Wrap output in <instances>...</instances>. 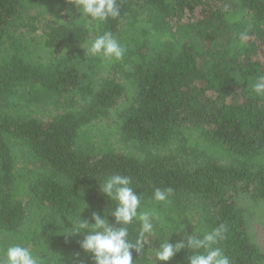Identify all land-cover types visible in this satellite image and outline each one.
<instances>
[{
    "label": "trees",
    "instance_id": "16d2710c",
    "mask_svg": "<svg viewBox=\"0 0 264 264\" xmlns=\"http://www.w3.org/2000/svg\"><path fill=\"white\" fill-rule=\"evenodd\" d=\"M117 3L119 17L93 21L70 0H0V255L21 244L41 264H94L68 217L86 204L82 218L109 216L98 181L120 174L163 218L138 264L160 239L221 226L231 264H264L251 220L264 208V95L252 91L264 0ZM105 32L121 59L87 53ZM157 188L172 189L167 203ZM128 227L134 240L139 222ZM187 251L158 264H188Z\"/></svg>",
    "mask_w": 264,
    "mask_h": 264
},
{
    "label": "clouds",
    "instance_id": "9594fccd",
    "mask_svg": "<svg viewBox=\"0 0 264 264\" xmlns=\"http://www.w3.org/2000/svg\"><path fill=\"white\" fill-rule=\"evenodd\" d=\"M85 17L93 21H104L120 16V7L117 0H70ZM240 42L244 43L248 37L240 35ZM93 56L102 54L108 58L121 59L124 48L118 43L111 32L97 36L87 49ZM252 91L257 95H264V75L258 76L252 84ZM129 177L114 174L98 181L99 191L109 200L115 202V208L109 216L114 217L115 224L110 223L108 217L92 213L91 219L82 218L81 214L88 207L82 209L75 219L68 217L72 224L71 229H66L67 235H82L79 242L80 248L91 254L94 264H138V259H133V252L138 257L145 253L146 239L153 236L156 225L163 221L156 210H140L141 196L136 194L131 186ZM172 194V189H155L153 199L157 202L167 203ZM139 222V230L134 240L130 237L129 225ZM223 239V226L205 232L202 236L193 232L180 242L172 243L170 239H160L159 247H154L155 259L152 264L160 261H170L181 250L187 251L185 259L188 264H231L228 256L221 247L216 246ZM79 255V254H77ZM0 264H41L30 247L21 244L8 246L0 255Z\"/></svg>",
    "mask_w": 264,
    "mask_h": 264
},
{
    "label": "rangeland",
    "instance_id": "374dc122",
    "mask_svg": "<svg viewBox=\"0 0 264 264\" xmlns=\"http://www.w3.org/2000/svg\"><path fill=\"white\" fill-rule=\"evenodd\" d=\"M251 216L256 240L260 243L262 248H264V208H256Z\"/></svg>",
    "mask_w": 264,
    "mask_h": 264
}]
</instances>
